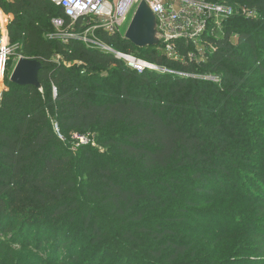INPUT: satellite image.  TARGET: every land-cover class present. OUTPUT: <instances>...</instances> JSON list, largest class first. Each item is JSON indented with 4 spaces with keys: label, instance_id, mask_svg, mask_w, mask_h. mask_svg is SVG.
Instances as JSON below:
<instances>
[{
    "label": "trees",
    "instance_id": "trees-1",
    "mask_svg": "<svg viewBox=\"0 0 264 264\" xmlns=\"http://www.w3.org/2000/svg\"><path fill=\"white\" fill-rule=\"evenodd\" d=\"M208 2L246 10L244 20L251 25L250 15H261V32L244 28L239 22L243 15L233 13L228 22L234 27L227 25L215 38L212 18L198 38L206 47L203 58L194 55L196 40H181L182 60H175L162 52L161 44L138 49L122 35L103 31L97 34L108 49L73 39L63 43L52 37L51 20L62 15L59 9L46 0H2L5 13L14 17L8 31L16 56L43 68L41 90L7 78L8 91L1 97L0 235L11 229L20 207L43 206L62 220L72 218L81 211L83 194L98 206L79 214L84 227L92 228L91 245L105 240L99 222L116 231L112 220L122 221L130 231L118 242L119 253L128 251L141 264H224L227 259L215 262L225 253L219 245L237 237L234 254L250 242L260 229L264 188L240 186V181L248 177L243 168L264 161V130L246 118L247 106L254 105L249 100L259 97L246 90L240 71L247 56L232 39L236 36L237 44L250 52L264 77V61L257 55L264 47V0ZM75 30H81L80 22ZM115 51L159 69L139 74ZM102 72L118 73L115 89L102 88L107 81ZM93 87L99 90L94 93ZM74 135L92 140L104 154L91 144L74 151L79 143ZM202 219H222L234 228H203L200 239L211 241L202 245L197 226ZM48 221L39 222L35 241L28 231L15 264H64L60 250L74 249L79 240L75 237L71 245L66 240L64 221L52 224L48 237ZM26 225L23 220L22 231ZM48 243L52 258L43 253Z\"/></svg>",
    "mask_w": 264,
    "mask_h": 264
},
{
    "label": "rangeland",
    "instance_id": "rangeland-1",
    "mask_svg": "<svg viewBox=\"0 0 264 264\" xmlns=\"http://www.w3.org/2000/svg\"><path fill=\"white\" fill-rule=\"evenodd\" d=\"M213 1V0H211ZM227 8V7H226ZM235 14H241L243 15L239 22H242V25L244 28L249 29L252 31L253 34H256L258 32H261L262 27L259 23L260 19L262 18L261 15L254 13L250 15L252 17V20H254V25H251L247 23L244 19L247 17L246 10L241 11V9L236 8L233 11ZM133 16V12L130 16V20ZM231 15H220L217 16L214 20L217 22V29L214 27V33L213 36L215 38H220L223 31L225 30V27L228 25L231 26V23H229ZM249 17V16H248ZM229 21V22H228ZM234 27V26H231ZM128 28V24H126L122 28V32L126 33ZM239 28V27H238ZM233 42L236 44L237 50L241 52L244 56H247L246 63L243 65L240 75L243 76V78L248 82L249 87H246V90H250V92L254 91L256 92V95H258L256 101H252L251 99L249 102L254 103V105H248L246 109L248 112H246L247 117L251 118V121L255 124H259L262 126L261 128L264 130V77L260 76L259 72H257V69L255 68V63L253 60L252 55L250 52L242 46H239L237 44L236 36L232 39ZM196 49L194 52V55L196 56V60H201L204 54V51L206 50V47L201 42L200 39H196ZM258 57L261 59V61H264V47L260 46L258 48ZM19 62L18 57L16 54L12 57L10 64H9V70L10 73L13 71V69L16 67L17 63ZM100 75L103 78H106V82L103 85V89L106 87L115 89L117 84L119 83V75L117 72H115L114 75H110L108 72H102ZM93 92L96 93L98 88L93 87ZM250 109V110H249ZM58 130V129H57ZM264 134V131H262ZM92 140H86L84 144L81 145H90L93 149L100 150L101 154H104V150L99 148L94 142L92 144ZM91 142V143H90ZM79 146L76 145L74 147V151L77 150ZM256 167L251 169L243 168V173L248 174V177L241 178L240 186L245 185L247 188H252L259 184L260 186H263L264 188V161H259V163H256ZM263 164V165H262ZM260 167V169L258 168ZM255 168H258L255 170ZM251 178V179H248ZM257 191V189H253ZM258 192V191H257ZM80 206L81 211L76 212L73 214V217H64L63 220L55 217L52 215V213L49 211V209L46 207L37 206L36 207H20L18 208V211L16 214H14L12 223L10 225L11 229H8V231L4 235H0V264H15L16 262V256L18 253V250L22 244V242H25L27 240L28 231H30V238L35 241L37 237L35 234L39 231L40 227V221L48 219L47 228L44 229V234H47L48 237L51 236L53 233L52 231V224H61L62 221L66 224V230H65V238L66 240L70 241V245L73 243L74 238L76 237L79 241L74 242L76 247H72L74 249H70L69 247H63L60 250V258L62 260L61 263L64 264H141L139 263L137 257H132V253L125 252L124 250L120 251V244L118 242H121L124 239L125 234H127L130 231V228L128 225L123 224L122 221H117L116 219H113L112 222L115 224L116 231L113 230V228L110 225H106V223H100L101 229H103V233L105 236V240L102 243H97L95 245H91L89 242V236L92 233V228L90 227H84V220L80 217V213H88L90 211V208L98 209L97 204L94 203V201H91L90 199L86 198L83 194L80 196ZM264 200V199H263ZM264 206V203L262 204ZM31 208V209H30ZM255 210H257L256 207H254ZM51 219H50V217ZM40 218V219H37ZM261 219V222L259 223V231H256L257 233H254L250 235V242H244L242 247L238 249L234 254H231L233 250H236V248L239 246V242L237 237L232 236V238L225 242L222 246L219 245L220 248H222V251L225 252L222 258H217L215 262L219 263L220 260L227 259L226 263L224 264H264V249L262 247L264 246V213H262L259 217ZM107 220L110 219V216L106 218ZM23 220L27 221L28 229L25 231H22V223ZM62 220V221H61ZM122 223V224H121ZM196 223V222H195ZM198 228H201L198 239H200V235L205 231L202 230L203 228L206 229L208 227L212 228L213 226L214 230L220 231V230H232L234 228V225L229 224L228 222L221 220L214 221H205V220H199L197 224ZM25 232V233H24ZM110 233V234H109ZM249 236V235H247ZM252 236L255 237L254 244L250 245L252 243ZM205 239V238H204ZM204 239H200L202 241V245L208 246L210 244V237H208L205 241ZM18 240V242L16 241ZM53 245L51 243L47 244V247L43 246V253L46 258H52L53 254ZM70 249V250H69ZM228 249L230 250L229 253ZM76 252V253H74ZM75 254V257L71 259L72 255ZM66 255V256H65ZM64 256V257H63ZM77 256V257H76ZM195 260V259H193ZM192 260V261H193Z\"/></svg>",
    "mask_w": 264,
    "mask_h": 264
},
{
    "label": "built area",
    "instance_id": "built-area-1",
    "mask_svg": "<svg viewBox=\"0 0 264 264\" xmlns=\"http://www.w3.org/2000/svg\"><path fill=\"white\" fill-rule=\"evenodd\" d=\"M12 1V0H11ZM61 11V16L51 20L55 29L52 37L67 43L69 40H79L88 47L108 49L97 32L119 34L125 37L132 20L140 5L145 2L157 19L159 44L162 52L170 59L182 60L179 42L181 40H196L207 30L209 20L220 15H232L233 10L221 5H211L208 0H46ZM0 0V101L8 91L6 79L12 77L13 71L9 64L15 54L16 46L10 44L8 25L14 19L12 14H6ZM133 16L130 20V16ZM2 16L6 18L3 21ZM81 23V30L76 31V23ZM217 23V22H216ZM128 24L126 33L122 28ZM127 66L139 74L146 70H158L153 63L139 59L131 54L115 51ZM59 60V58H57ZM20 60V59H18ZM16 66V65H15ZM78 146L86 142V138L74 135Z\"/></svg>",
    "mask_w": 264,
    "mask_h": 264
},
{
    "label": "water",
    "instance_id": "water-1",
    "mask_svg": "<svg viewBox=\"0 0 264 264\" xmlns=\"http://www.w3.org/2000/svg\"><path fill=\"white\" fill-rule=\"evenodd\" d=\"M125 39L138 49L159 45L157 19L145 2L140 5L135 14ZM42 68L39 62L22 58L17 63L10 81L19 86L36 87L41 90L39 74Z\"/></svg>",
    "mask_w": 264,
    "mask_h": 264
},
{
    "label": "bare ground",
    "instance_id": "bare-ground-1",
    "mask_svg": "<svg viewBox=\"0 0 264 264\" xmlns=\"http://www.w3.org/2000/svg\"><path fill=\"white\" fill-rule=\"evenodd\" d=\"M2 18H3V21L6 22V18L4 16H2Z\"/></svg>",
    "mask_w": 264,
    "mask_h": 264
}]
</instances>
